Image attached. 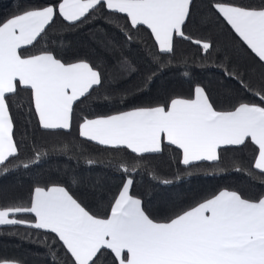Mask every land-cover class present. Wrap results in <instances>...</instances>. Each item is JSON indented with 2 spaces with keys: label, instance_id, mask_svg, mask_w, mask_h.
<instances>
[{
  "label": "snow or ice",
  "instance_id": "obj_1",
  "mask_svg": "<svg viewBox=\"0 0 264 264\" xmlns=\"http://www.w3.org/2000/svg\"><path fill=\"white\" fill-rule=\"evenodd\" d=\"M194 0H23L16 11L0 20V168L17 164L18 144L9 97L22 88L31 94L39 126L45 130H71L74 106L101 86L104 76L87 60L66 63L47 48L35 47L59 16L70 25L82 24L95 10L123 14L132 29L146 26L160 54L174 53L176 37L191 40L208 52L209 41L192 40L185 26ZM213 9L258 58L264 69V0L236 3L220 0ZM131 39V36L127 37ZM154 62L163 68L158 58ZM118 70L134 74L126 61ZM237 79L258 102L241 101L230 110H218L206 89L197 84L190 98L173 96L151 106L133 107L110 115L82 117L79 135L113 149L124 148L143 157L162 153L166 145L181 153V163L218 162L221 149L251 142L258 147L254 169L264 174V70L245 72ZM155 74L148 77L154 79ZM41 154H36L38 162ZM87 164L96 163L88 159ZM111 198L105 216L90 212L68 188L60 184L35 186L28 204L0 206V226L25 225L52 233L61 243L65 264H264V195L245 198L222 189L166 221H157L144 201L132 193L131 172ZM235 171L243 172L237 166ZM251 176V173H248ZM176 179H180L179 176ZM174 181L164 179L168 185ZM24 214L28 218H18ZM55 257L56 253L51 252ZM0 264H20L0 259Z\"/></svg>",
  "mask_w": 264,
  "mask_h": 264
},
{
  "label": "trees",
  "instance_id": "obj_2",
  "mask_svg": "<svg viewBox=\"0 0 264 264\" xmlns=\"http://www.w3.org/2000/svg\"><path fill=\"white\" fill-rule=\"evenodd\" d=\"M22 2L0 0V20L14 14ZM216 2L220 0H194L185 26L186 36L209 41L212 48L204 52L191 40L176 37L171 56L158 52L146 26L132 29L123 14L98 9L84 23L76 25L57 16L36 46L28 47L24 54L47 48L66 63L87 60L101 71L104 82L74 106L71 130L42 129L28 90L21 88L18 94L9 97L19 148L14 163L30 166L15 167L7 173L0 168V206H26L35 186L60 184L90 212L105 216L110 211L111 198L128 178L121 166L136 169L131 172L135 181L132 193L142 198L149 215L157 221H166L222 189L238 191L250 199L264 195V174L253 167L258 147L251 142L221 149L218 162L202 161L186 167L180 162L181 153L175 146L166 145L162 153L141 157L130 150L99 145L79 135L82 117L151 106L173 96L190 98L197 84L206 89L218 110H230L241 101L258 102L237 79L226 75V72L239 75L264 69L213 9ZM233 2L256 4L259 0ZM154 58L164 67L160 68ZM122 60L135 69L134 74L118 70ZM153 74L154 79L149 81ZM36 154H41L39 161L31 163ZM88 159L96 163L89 165ZM237 166L245 171H235ZM164 179L174 182L159 183ZM18 218L28 217L21 214ZM51 252L56 253L55 257ZM0 259L16 260L20 264H65L67 257L54 234L25 225H6L0 226ZM104 264H111L110 256Z\"/></svg>",
  "mask_w": 264,
  "mask_h": 264
}]
</instances>
